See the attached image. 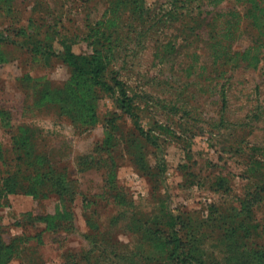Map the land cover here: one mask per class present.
<instances>
[{
  "label": "rangeland",
  "instance_id": "1",
  "mask_svg": "<svg viewBox=\"0 0 264 264\" xmlns=\"http://www.w3.org/2000/svg\"><path fill=\"white\" fill-rule=\"evenodd\" d=\"M248 10L0 0L4 264H171L158 246L174 234L191 264H264V37ZM252 45L256 67L239 56ZM68 49L121 82L132 115ZM9 187L32 192L30 213L11 215Z\"/></svg>",
  "mask_w": 264,
  "mask_h": 264
},
{
  "label": "trees",
  "instance_id": "2",
  "mask_svg": "<svg viewBox=\"0 0 264 264\" xmlns=\"http://www.w3.org/2000/svg\"><path fill=\"white\" fill-rule=\"evenodd\" d=\"M219 2L221 0H214ZM249 4V10L245 14V17L250 20L251 24L256 28L258 34L261 37H264V0H243ZM257 45L248 46L239 56L244 60H248L247 64L256 67L257 64L260 62V58L258 55L254 54L249 56L250 51L255 50ZM249 58V59H248ZM65 61L76 71L87 73L94 79L95 83L101 84L106 90H111L114 87H117L119 92V104L123 111L127 114L132 115V103L131 98L123 89L121 82L119 80L114 81V85L112 86L105 80H101V72L102 67L100 64L95 60H85L84 57H78L73 54L69 49L64 53ZM139 132L143 133L144 130L141 127H137ZM147 134V133H146ZM5 193H16L10 187L5 191ZM28 193V192H27ZM30 195L33 196L32 192H29ZM0 196L1 193H0ZM1 199V197H0ZM181 246V241L179 237L174 234L173 237H168L166 240L162 241V243L158 246L159 251L161 253L167 254V259L170 261L171 264H191L189 261L190 254L186 253V255L181 256L178 252V248ZM182 251V249H181ZM1 252L5 254L8 252V255H12L17 252L14 246L9 244H5L3 241H0V258ZM6 255V254H5ZM6 258L5 256L0 260V264H4Z\"/></svg>",
  "mask_w": 264,
  "mask_h": 264
},
{
  "label": "crops",
  "instance_id": "3",
  "mask_svg": "<svg viewBox=\"0 0 264 264\" xmlns=\"http://www.w3.org/2000/svg\"><path fill=\"white\" fill-rule=\"evenodd\" d=\"M8 203L6 206L11 210L12 216H19L21 214H27L32 211L34 197L32 195H21L11 193L7 195ZM4 207L3 203L0 202V209ZM2 211V210H1ZM0 211V212H1ZM5 215H6V211ZM3 213H0V217H3ZM2 224V222H0Z\"/></svg>",
  "mask_w": 264,
  "mask_h": 264
}]
</instances>
